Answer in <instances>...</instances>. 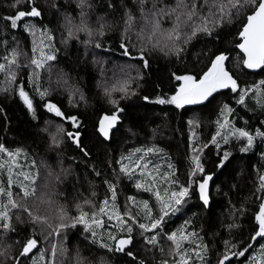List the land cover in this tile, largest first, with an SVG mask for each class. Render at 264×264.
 <instances>
[{"label":"snow or ice","instance_id":"6c2138e0","mask_svg":"<svg viewBox=\"0 0 264 264\" xmlns=\"http://www.w3.org/2000/svg\"><path fill=\"white\" fill-rule=\"evenodd\" d=\"M72 2L76 9L74 14L69 13L57 0H52L49 5L56 14L61 15L60 45L67 46L75 40L84 45L85 51L89 48L104 51L105 35L121 28V55L137 61L136 64L115 65L113 75L119 73L121 79L111 88H104V94L114 111L98 120L96 132L103 140L111 139L113 129L117 128L121 120L119 113L124 111L112 94L119 92L121 99L136 94L131 84L134 80L143 78L141 69L150 68L149 56L152 53H159L164 57L174 56L181 60L189 54L190 48H194L193 41L205 36L212 37L214 32L236 19L240 24L239 42L235 44L239 53L232 67H229V63L233 58L227 49H217L210 54L202 52L208 58L205 68L198 73L173 72L172 78L177 83L170 95H157L154 100L145 95L143 100L185 109L186 106L208 107L217 102L218 95L231 94L235 105L250 110L247 108V100L252 99L264 113V79L242 86L234 71L249 70L264 74V0H132L131 5L126 0H121L123 15L119 21L106 18L116 11L112 0L105 4L103 14L95 15L94 19L95 0ZM9 7L13 10L12 13L0 16L5 30L14 33L22 27L34 39L30 54L25 53L18 42L16 47L9 50L7 38L0 41L4 44L6 53L2 57L3 62H0V74L4 76L3 81H0V90L18 95L32 118L36 119L35 96L27 91L32 87L35 95L39 96L42 107L61 120L71 121L75 131L66 130L62 123H56L53 128L52 121H45L43 130L49 133V147L56 152L54 164L48 160H42L39 165L35 160L28 163L25 157V164L21 165V150H9L0 143V154L7 157L0 162V170L6 167L7 176L6 181L0 179V264H28L29 261L31 264H110L108 254H120L128 258L127 264H148V260L136 249L137 234L144 251L153 253L155 264H212L209 246L190 227L191 219H184L174 229H169L168 223L178 214L182 215L193 192L198 194L203 207L211 206L209 184L213 175L206 171L202 162L204 150L209 145L214 146L217 155L215 167L226 168L231 163L232 152L230 148H222V145L235 141L241 153H248L257 147V140L264 144V120L258 121L261 127L255 129L248 126V120L243 121L244 126H237L232 116L235 108L228 102H223L217 110L216 130L211 138L202 144H193L192 137L196 133L192 132L189 137L192 155L186 183H181L176 178L171 163L167 166L168 170L162 171L160 164L149 159L150 155L159 153L160 149L154 146L136 148L134 152L122 155L115 162L119 165L122 180L126 179L136 189V194L126 195L123 210L117 204V183L105 178L103 183L107 185L110 195L100 201L98 212L82 210L77 204L78 214L73 215L60 204L53 223L47 215L39 213L36 203L46 202L49 206L56 204L53 197L60 194L57 188L71 174L70 169L64 167L62 154L58 150L66 137L79 150L85 163L91 158V152L81 140L80 128L83 125L79 118L75 115L66 116L56 103L47 99L53 90L50 78L53 69L58 67L59 47L55 33L46 27L38 29L35 22L43 17L44 9L37 0H12ZM30 20L33 22H29ZM37 31L42 37L39 44L35 39ZM133 33L136 43L131 42ZM22 56L26 63L21 62ZM93 63L100 66L102 74L108 71L104 62L97 59L96 55L93 56ZM22 69H30L25 73L26 80L20 76ZM133 70L136 71L135 77L130 75ZM44 73L49 76L48 87L41 83ZM56 84L67 91L70 103L74 102L77 95L80 100L85 99L79 87L63 70L57 73ZM188 124L199 126V122L194 119L189 120ZM259 156L264 160V151ZM40 168L45 172L43 178ZM92 172L97 177L101 175L95 165L92 166ZM41 179L43 182L38 183ZM119 186L125 187L122 182ZM14 189H18V192ZM256 191L260 193V203L258 211L254 213L255 224L249 236L246 240H224L223 251L218 253L215 264H233V258L238 257H244L245 264H264V172L259 170ZM92 195H96L95 191ZM83 203L95 207L89 199H85ZM240 211L243 212V209ZM26 220L32 228L31 231L25 228V234L21 235L16 224H25ZM37 224L47 228L46 235L42 232L40 236H43L50 247L40 246L41 240L34 227ZM78 227L86 242V250L80 245L73 248L68 244L67 230ZM226 227L231 232L237 225L232 222ZM255 244H259V249L246 255ZM97 249L102 251L98 252ZM156 252L167 258L156 260Z\"/></svg>","mask_w":264,"mask_h":264},{"label":"trees","instance_id":"16d2710c","mask_svg":"<svg viewBox=\"0 0 264 264\" xmlns=\"http://www.w3.org/2000/svg\"><path fill=\"white\" fill-rule=\"evenodd\" d=\"M11 2L12 0H0V16L12 13L13 10L9 7ZM51 2L52 0H37L39 6L44 9V15L38 21H35L38 29L46 27L55 33L56 43L59 47L58 67L53 69L50 78L53 90L47 99L56 103L66 116L75 115L79 118L83 125L80 128L81 140L91 152V158L85 163V159L79 153V150L66 137L58 150L62 154L61 159L64 161V167L69 168L71 174L58 186L57 191L60 194L53 197L57 202L56 204L49 206L46 202L36 203L39 213L47 215L53 223L56 221L57 207L60 204L73 215L78 214L77 204L80 205L82 210L90 213L92 211L98 212L100 201L110 195L107 192V185L103 183L105 178L117 183V204L123 210L126 195L136 194V189L126 179L122 180L119 165L115 162L122 155L127 156L134 152L136 148L154 146L160 149L159 153L150 155L149 159L160 164L162 171L168 170L167 166L171 163L174 166L176 178L181 183H186L192 155L189 147V137L192 132L196 133V136L192 137L193 144H202L211 138L216 130L217 110L223 102H228L235 108L232 116L237 126H244L243 121L248 120L250 128L261 127L258 121L264 120V113L256 106L255 101L248 99L247 108L250 110H246L244 107L234 104L231 94L218 95L217 102L208 107L186 106L185 109H175L173 106H161L143 100L145 95L153 100L157 95H170L177 83L172 78L171 74L173 72L178 74L189 71L198 73L202 68H205L208 58L202 52L206 51L210 54L217 49H227L233 58V61L229 63V67H232V63H234V59L239 53V50L235 48V44L239 42L238 30L240 27L239 20L236 19L231 23H226L214 32L212 37L205 36L198 41H193L194 48H190L189 54L181 60H177L174 56L164 57L159 53H152L149 56L150 68L147 70L141 69L143 78L133 81L134 88L132 90L136 94L130 95L127 99H121L119 92L112 94L113 98L119 101L124 111L120 113L121 120L117 126L118 130L116 129L113 132L110 140L104 141L96 132V126L101 116L114 111L113 105L108 102L104 94V88H111L113 85L118 84L115 81L121 78L119 73L113 75L115 65L136 64L137 61L126 59L121 55L119 48L121 28L105 35L103 38L104 51L94 48L85 51L84 45L77 43L75 40L67 46L60 45L62 19L61 15L56 14L49 7ZM57 2L71 14L76 11L72 0H57ZM107 2L108 0H95L93 19L95 15L103 14ZM112 2L116 5V11L106 18L110 21L113 19L119 21L123 15L122 2L121 0H112ZM126 3L131 5L132 0H126ZM29 22L33 21L30 20ZM5 37L8 41L9 50L16 47L18 42L20 48L25 53L30 54L33 37L25 33L22 27L14 33L6 31L3 20H0V41H3ZM81 38H83L82 34ZM39 41L37 44H39ZM131 42L136 43L134 33L131 35ZM129 46L131 47V44ZM5 54L4 44L0 42V62H3L2 57ZM94 55L104 62V67L108 69L106 73L102 74L100 66L93 63ZM60 70L66 72L71 81L79 87L85 97L84 100H80L77 95L74 97L73 103L69 102L67 91L59 88L56 84L57 73ZM27 71H30V69H22L20 72V76L25 80ZM234 71L242 86L264 79V74H251L245 70ZM110 77H113L111 81H109ZM3 79V74H0V81H3ZM41 83L44 87L49 86L47 73H44ZM27 91L35 96L36 119L32 118L18 95L0 90V109L3 110L0 111V143L4 144L9 150H21L20 164H25V157H27L28 163L35 160L39 165L42 160H48L54 164L56 152L49 147L46 135L42 131L45 128V121L62 123L68 131H75V129L72 128L71 121L61 120L55 117L54 114L48 113L42 107V102L39 96L35 95L32 87H29ZM193 119L199 122L198 127L188 124V121ZM154 129L155 132H153ZM256 143L257 147L248 153H241L239 145L235 141L229 145H222V148H230L232 152L231 163L223 169L215 167L217 161L216 149L214 146L209 145L202 153V162L206 171L213 175V181L209 188L210 208L203 207L198 199V194L193 192L182 211V215L178 214L168 223V228L174 229L183 223L184 219H191L192 224L190 227L194 228L203 238V242L209 246L212 264H215L218 253L223 251L224 240H246L255 224L254 213L258 211L260 203L258 199L260 193L256 191L258 170L264 172V160H261L259 156V153L264 151V144H261L259 140ZM6 159L7 157L0 154V162ZM93 165L101 173L99 177L92 172ZM39 171L41 178H43L45 175L44 169L40 168ZM0 179L6 181V167L4 170H0ZM42 182L43 179L38 181V183ZM121 182L125 187L119 186ZM14 191L18 192V189H14ZM93 191L96 193L95 196L92 195ZM85 199L93 201L95 207L92 204H84ZM241 209H243V212L240 211ZM232 222H235L237 227L230 232L226 225ZM34 227L41 240L40 246L50 247L43 236H40L42 232L46 235L47 228L41 224ZM16 228L21 235H24V229L27 228L31 231L32 226L26 220L25 224L17 223ZM117 234L119 235V233ZM67 236L70 247L74 248L80 245L81 248L86 250V242H84L79 227L68 229ZM136 249L142 257L148 260V264H155L153 253L144 251V246L138 234ZM258 249L259 244H255L254 248L246 255ZM97 251L102 250L97 249ZM108 255L110 264H127L128 258L120 254ZM155 258L159 260L167 257H162L159 252H156ZM244 259L233 258V264H244ZM28 264H31V262L29 261Z\"/></svg>","mask_w":264,"mask_h":264},{"label":"rangeland","instance_id":"374dc122","mask_svg":"<svg viewBox=\"0 0 264 264\" xmlns=\"http://www.w3.org/2000/svg\"><path fill=\"white\" fill-rule=\"evenodd\" d=\"M34 39V38H33ZM35 39H36V41L38 42L40 39H41V34H40V32L39 31H37V34H36V37H35ZM21 62L23 61V63H26V61H25V58L22 56L21 58ZM102 75V74H101ZM130 75L131 76H133V77H135L136 76V71L135 70H133L131 73H130ZM142 75V74H141ZM113 77H110V80L109 81H111V79H112ZM121 78H118L117 79V81H115V82H119V80H120ZM138 80V79H137ZM135 81V80H134ZM114 82V83H115ZM113 83V84H114ZM131 88H134V84L132 83L131 84ZM56 123H53V128H54V125H55ZM43 132H44V134L46 135V138H47V140H48V142H49V145H50V136H49V133L48 132H46V131H44V130H42ZM21 165H24V164H21ZM106 220V219H105ZM252 253H250L249 255H251ZM240 258H242V257H238V258H234V259H238V260H240ZM244 258V257H243ZM243 262H245V259L243 260ZM245 264V263H244Z\"/></svg>","mask_w":264,"mask_h":264},{"label":"water","instance_id":"95a60500","mask_svg":"<svg viewBox=\"0 0 264 264\" xmlns=\"http://www.w3.org/2000/svg\"><path fill=\"white\" fill-rule=\"evenodd\" d=\"M40 19V18H39ZM238 39H239V36H238ZM124 57V56H123ZM124 58H126V59H129V58H127V57H124ZM246 72H248V73H251V74H256V73H253V72H250L249 70H245ZM119 115H120V113H119ZM120 122V121H119ZM119 122H118V124H119ZM118 126V125H117ZM117 129V128H116ZM116 129H113V132L116 130ZM102 138V137H101ZM103 139V138H102ZM105 141V140H104ZM108 141V140H107ZM210 186H211V181H210V184H209V188H210Z\"/></svg>","mask_w":264,"mask_h":264},{"label":"flooded vegetation","instance_id":"af4514ba","mask_svg":"<svg viewBox=\"0 0 264 264\" xmlns=\"http://www.w3.org/2000/svg\"><path fill=\"white\" fill-rule=\"evenodd\" d=\"M213 181V180H212ZM212 181H211V183H212ZM243 258V257H242ZM242 258H240V259H242Z\"/></svg>","mask_w":264,"mask_h":264}]
</instances>
